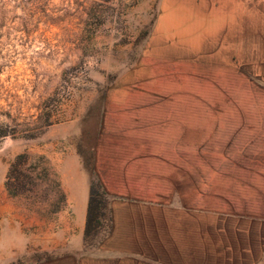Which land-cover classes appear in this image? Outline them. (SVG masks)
I'll return each mask as SVG.
<instances>
[{
    "label": "rangeland",
    "instance_id": "1",
    "mask_svg": "<svg viewBox=\"0 0 264 264\" xmlns=\"http://www.w3.org/2000/svg\"><path fill=\"white\" fill-rule=\"evenodd\" d=\"M170 2L176 19L166 0H0V264H179L180 232L223 220L227 135L264 127V0ZM20 154L64 202L55 183L7 192ZM77 174L94 191L80 250ZM102 242L116 261H91Z\"/></svg>",
    "mask_w": 264,
    "mask_h": 264
},
{
    "label": "crops",
    "instance_id": "2",
    "mask_svg": "<svg viewBox=\"0 0 264 264\" xmlns=\"http://www.w3.org/2000/svg\"><path fill=\"white\" fill-rule=\"evenodd\" d=\"M179 1L177 6L180 12L187 15L182 5L183 0ZM171 3L166 0L167 12L172 14V19H176L173 14L176 6L170 7ZM181 18L183 17L177 19ZM206 22L211 32L221 21L217 16H211ZM225 145V169L224 172H218L224 175V218L220 222L214 221L212 233L204 230L211 221L198 223L191 231L186 226L187 235L180 232L181 237L176 242L179 258L182 259L179 264H264V127H231ZM68 197L75 233L67 246L80 250L89 236L88 234L85 240L90 202V184L87 178L77 174L71 183ZM116 204L115 210L125 206L122 201ZM116 234L113 232V235ZM119 235L121 238V232ZM105 243H99L89 252L91 261H116L117 255L106 256L100 253L105 248L101 244ZM148 243L151 246L155 244ZM130 250L129 258L141 260L140 254L133 248Z\"/></svg>",
    "mask_w": 264,
    "mask_h": 264
},
{
    "label": "trees",
    "instance_id": "3",
    "mask_svg": "<svg viewBox=\"0 0 264 264\" xmlns=\"http://www.w3.org/2000/svg\"><path fill=\"white\" fill-rule=\"evenodd\" d=\"M29 156L27 154H20L16 156V159L12 162L9 173L6 180V190L13 197H26L31 192V188L37 184L34 181H41L55 183L56 193L60 196L61 203L64 202V193L61 189L60 183L57 180V176L51 167L48 165L46 159L43 156L37 157L34 162H29ZM94 191L92 186L90 187V202L88 210L87 225L85 231V240L89 234V223L91 220V203ZM60 207L57 206L53 213H57Z\"/></svg>",
    "mask_w": 264,
    "mask_h": 264
}]
</instances>
